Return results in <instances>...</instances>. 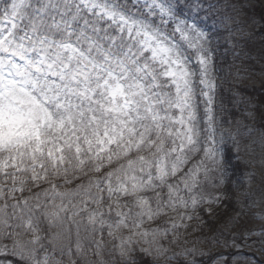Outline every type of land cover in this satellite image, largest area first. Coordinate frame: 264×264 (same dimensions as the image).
Returning a JSON list of instances; mask_svg holds the SVG:
<instances>
[{"label":"rangeland","instance_id":"obj_1","mask_svg":"<svg viewBox=\"0 0 264 264\" xmlns=\"http://www.w3.org/2000/svg\"><path fill=\"white\" fill-rule=\"evenodd\" d=\"M29 1L13 0L7 11H11V17L15 18ZM232 1L229 6V1L218 4L215 0H203L201 3L195 0L194 7L204 22L210 17L209 12H215L217 8L225 13L222 29L232 39L229 45L235 50L236 57L242 52L240 40L246 36H260L255 40L264 45V0H247L245 4L240 0ZM57 2L49 0L51 5L46 10L49 13L58 10ZM62 4L61 24L64 26L70 25L69 18H74L77 11L78 16L81 9H86L94 12L107 26L117 28L119 41L125 37L130 47L136 44V50L146 53L147 63L154 60L158 69L164 68L176 87V97L170 120L172 139L169 148L164 153L162 150L153 153L150 158L141 155L139 168L135 171L133 168L123 169L121 176L110 179L105 187L100 188L98 199L84 201L83 205L60 204V211H55L60 226L64 223L69 225V222H64L69 219L76 227L79 243L92 239L95 248L110 245L128 257L142 251L176 260L173 256L178 254L188 263L200 264L203 258L214 254L210 264H264V107L258 112L251 104L247 112L236 119L225 117L227 111L219 89L227 88L228 83L223 82L218 72L216 61L219 54L213 46L214 38L210 31L199 25L198 19L180 16L176 0H134L123 5L127 8L112 0H62ZM190 6L185 5L184 14ZM73 7L77 11H73ZM228 7L232 9L227 10ZM234 14L239 15L233 18ZM8 22L9 19L5 21ZM10 32L12 34V28ZM104 33L110 37L106 31ZM11 34L1 24L0 76L3 77L5 71L7 77H14L15 69L12 68L25 57V49H35L22 40H14ZM43 41H47L46 37ZM47 48L51 49L50 46ZM63 48L74 51L69 41L63 44ZM261 51L264 53V47ZM261 59L255 68L236 62L233 73L237 83L257 86L264 92L263 54ZM7 84L0 82L1 87ZM107 87L111 98L117 101L126 99V94L136 99L145 98L143 85L135 82L127 92L122 81L116 78L109 79ZM18 122L19 115L15 113H8V116L0 114V133L3 134L0 135V150L16 142L11 126ZM7 123L8 127L5 126ZM42 123L44 127L50 126L46 119ZM132 134L131 121L123 122L117 138L126 141ZM109 140L112 139L106 134L101 145L105 146ZM27 141L32 150L24 151L32 159L47 148L51 159L57 160L58 149L62 148L59 147L61 143L56 148L44 137ZM19 144L21 142L15 145L20 147ZM228 146L233 148L245 167L243 177L233 183L237 202L235 210H229L222 201L227 193L224 162ZM34 152L38 153L33 155ZM8 153L9 157L0 159V169L14 166L13 162L26 157L24 152L10 148ZM203 210H219L224 215L218 234L202 235L201 230L205 226ZM17 212L12 209L11 217L7 212H2L3 217H0V256L7 255L9 248L15 246L24 259L30 256L31 264H75L74 260L65 262L54 258L49 248L52 237L43 234L33 222H25L23 230L12 231L13 227L20 228L23 224L22 221L14 225ZM88 223H99L100 230L96 234H87L90 239L86 240L85 235L80 234L86 233ZM63 232L64 228L57 234ZM65 234L71 232L66 228Z\"/></svg>","mask_w":264,"mask_h":264},{"label":"trees","instance_id":"obj_2","mask_svg":"<svg viewBox=\"0 0 264 264\" xmlns=\"http://www.w3.org/2000/svg\"><path fill=\"white\" fill-rule=\"evenodd\" d=\"M112 1L127 8L123 5L134 0ZM215 1L218 4L229 1V6L233 3L232 0ZM240 1L245 4L247 0ZM12 2L0 0V26L4 24L9 34L12 28L14 40H22L28 47L35 48L25 49V57L12 68L15 69L14 77H7L6 71L5 77L0 76V82L8 83L5 87L0 85V114L19 115V122L11 126L16 142L0 150V159L9 157V148L24 152L26 156L13 162L14 166L0 169V192H4L0 193V210L3 214L9 213L10 217L12 209L18 210L13 220L15 226L23 221L20 228L13 227L12 231L23 230L25 222H33L43 234L52 237L49 248L53 257L65 262L74 260L75 264H189L178 254L173 256L176 260L163 259L142 251L128 257L110 245L95 248L94 240L87 234H96L100 230L99 223H88L86 233L80 235L90 240L79 243L73 222L67 219L64 222L70 224L60 226L55 218V211H60V204L67 205L68 202V205H83L84 201L98 199L100 188L105 187L110 179L121 176L123 169L133 168L135 171L139 168L141 155L150 158L153 153L160 150L164 153L169 148L176 87L164 68L158 69L154 60L147 63L146 53L141 54L142 51L136 50V44L130 47L125 37L119 41L117 37L120 31L101 22L94 12L81 9V14L77 16V8L73 7L72 10L77 12L74 18H69L70 25L64 26L61 24L64 12L62 0H58L59 8L52 13L46 10L51 5L49 0H30L15 18L11 17V11H7ZM176 2L180 16L198 19L199 24L211 30L214 47L219 54L216 61L218 72L223 82L228 83L227 88L220 89V97L227 111L225 117L236 119L241 113L247 112L251 104L261 112L264 107L263 90L237 83L233 73L236 62L241 61L255 68L257 61L262 60L261 54L264 53L260 49L264 45L255 40L256 37L260 39V36H246L240 40L242 52L235 57V50L229 45L232 39L222 29L224 12L217 8L215 12H209L210 17L204 22L203 16L199 12L196 14L195 0ZM186 4L191 6L184 14ZM238 15L234 14L233 18ZM7 19L9 22L5 23ZM237 22L241 23V20ZM104 31L117 40L112 41ZM44 37L53 43L43 41ZM67 41L72 44L74 51H65L63 44ZM238 49L236 46L237 52ZM111 78L121 80L125 92L132 82L143 85L146 100L127 94L126 99L119 101L111 98L107 87ZM43 119L50 122L49 127L43 126ZM128 121H131L133 131L130 142L117 138L123 122ZM1 130L6 131L4 128ZM106 134L112 140L102 146L101 139L106 138ZM40 137L49 139L56 148L61 143L57 160L51 159L47 148L40 154L34 152V159L24 151L32 150L28 139ZM17 142H21L20 147L15 145ZM236 158L233 148L228 146L225 153L227 193L222 201L229 210L237 208L233 183L242 178L245 171L242 162ZM201 213L205 223L202 235L218 234L225 220L224 215L219 210H203ZM65 227L71 234H65ZM62 228L63 234H57ZM22 256L12 246L7 255L0 256V264H31L30 256H26V259ZM212 259L214 254L203 258L200 264H210Z\"/></svg>","mask_w":264,"mask_h":264}]
</instances>
